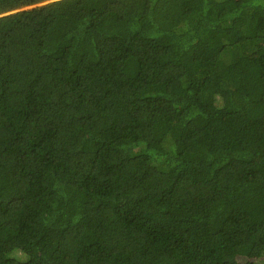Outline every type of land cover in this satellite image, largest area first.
I'll use <instances>...</instances> for the list:
<instances>
[{"label":"trees","instance_id":"1","mask_svg":"<svg viewBox=\"0 0 264 264\" xmlns=\"http://www.w3.org/2000/svg\"><path fill=\"white\" fill-rule=\"evenodd\" d=\"M0 264H264V0H0Z\"/></svg>","mask_w":264,"mask_h":264},{"label":"rangeland","instance_id":"2","mask_svg":"<svg viewBox=\"0 0 264 264\" xmlns=\"http://www.w3.org/2000/svg\"><path fill=\"white\" fill-rule=\"evenodd\" d=\"M158 105H159V107L164 108V109H167V107H168L167 102L163 99L158 101Z\"/></svg>","mask_w":264,"mask_h":264}]
</instances>
